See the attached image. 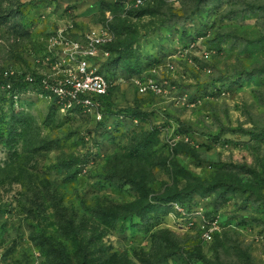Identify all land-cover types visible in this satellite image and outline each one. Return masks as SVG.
I'll list each match as a JSON object with an SVG mask.
<instances>
[{
    "label": "rangeland",
    "instance_id": "obj_1",
    "mask_svg": "<svg viewBox=\"0 0 264 264\" xmlns=\"http://www.w3.org/2000/svg\"><path fill=\"white\" fill-rule=\"evenodd\" d=\"M59 31L112 36L101 120L38 96ZM0 264H264V0H0Z\"/></svg>",
    "mask_w": 264,
    "mask_h": 264
},
{
    "label": "built area",
    "instance_id": "obj_2",
    "mask_svg": "<svg viewBox=\"0 0 264 264\" xmlns=\"http://www.w3.org/2000/svg\"><path fill=\"white\" fill-rule=\"evenodd\" d=\"M111 42L112 36L108 32L86 34L75 40L68 39L59 31L51 43V47L59 45V50L49 59L50 71L36 83L38 96L64 111L82 110L101 120V97L112 87L111 79L103 70V63L110 56L107 45ZM11 86V81L4 85L6 89ZM139 88L142 92L162 91V86L155 81L140 83ZM24 92L25 89L15 92L13 100L21 101ZM212 232L213 227L210 226L204 230L203 236L207 239Z\"/></svg>",
    "mask_w": 264,
    "mask_h": 264
},
{
    "label": "trees",
    "instance_id": "obj_3",
    "mask_svg": "<svg viewBox=\"0 0 264 264\" xmlns=\"http://www.w3.org/2000/svg\"><path fill=\"white\" fill-rule=\"evenodd\" d=\"M111 45L112 44H108L107 45V48L109 49L110 51V56L105 60V62L103 63V70L106 74V76L110 79L111 76L109 74V72L107 71L108 70V67L109 65L111 64L112 62V51H111ZM40 80V79H39ZM38 80V82H39ZM12 82V86L10 89H5V91L8 92V95H9V99L12 101L13 104H15V101L13 100V97L12 95L15 93V92H21L25 89L24 85L23 86H20L22 84L21 81H11ZM6 84V83H5ZM4 84V85H5ZM112 90H113V87L110 88V90L108 91V93L104 96L101 97V101H102V113H103V116L105 115V109L107 110V108H109L110 104H111V100H110V97H111V94H112ZM21 102V101H20ZM51 106H57L55 103H51ZM75 111H78V110H75ZM103 118V117H102Z\"/></svg>",
    "mask_w": 264,
    "mask_h": 264
}]
</instances>
